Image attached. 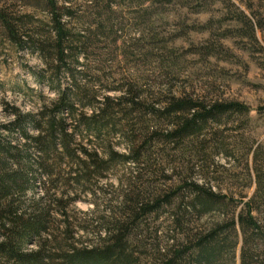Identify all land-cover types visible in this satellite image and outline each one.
I'll return each mask as SVG.
<instances>
[{"label":"rangeland","instance_id":"374dc122","mask_svg":"<svg viewBox=\"0 0 264 264\" xmlns=\"http://www.w3.org/2000/svg\"><path fill=\"white\" fill-rule=\"evenodd\" d=\"M67 1L77 17L67 28L74 35L89 34L87 43L73 44L75 52H82L78 68L86 74L79 81L90 90L88 95L95 94L87 96L77 112L92 114L95 109L88 100L123 96L119 88L139 93L137 108L132 109L126 100L121 105L110 103L111 110L123 117L117 120L131 127L137 144L143 146L144 163L137 167L129 160L104 168L101 177L93 176L89 185L72 184L75 191L63 185V180L70 168L80 167L64 161L58 164L52 157L48 162L58 183L51 193L60 197L69 188L77 199L64 214L51 206L48 234L39 241L50 234V241L65 240L64 245H95L97 229L113 226L116 219L121 224L127 220L134 264H169L174 251L192 246L194 236L203 229L216 221L236 220L252 198L263 233L246 244L251 256L247 264H264V0ZM48 8L46 0H0V11L21 20L31 33L23 36V42L14 41L0 17V134L13 143L24 142L22 128L37 134L25 116L42 117L44 111L42 124L46 125V117L58 103L59 85L70 82L64 75L57 77V63L45 60L39 47L50 49L55 42ZM172 96L206 104L238 101L248 110L226 113L198 135L172 140L167 135L173 129L172 118L152 111V106L158 109L164 104L157 101ZM17 122L21 124L15 126ZM111 136L114 148L128 155L127 139L119 132ZM90 138L94 149L99 139ZM98 147L103 153L104 147ZM135 172L139 177L129 182ZM189 179L232 199L221 210L183 217L184 199L190 194L186 190L174 194ZM41 180L37 174V185L27 192V200L45 194L48 184L44 186ZM82 188L86 191L80 192ZM138 192L144 203L154 207L131 223V217L122 213L134 208ZM179 208L182 225L174 220ZM226 234L228 251L216 264H243L245 242L239 225L231 226ZM38 245L33 242L28 247L37 249ZM184 252L180 261L189 264L195 250ZM61 255L58 251L54 257Z\"/></svg>","mask_w":264,"mask_h":264},{"label":"trees","instance_id":"16d2710c","mask_svg":"<svg viewBox=\"0 0 264 264\" xmlns=\"http://www.w3.org/2000/svg\"><path fill=\"white\" fill-rule=\"evenodd\" d=\"M46 1L51 13V29L55 42L50 49L45 45L39 46V42L35 44L41 47L45 60L51 59L57 63L54 68L57 77L64 75L70 82L67 86L59 85L58 103L50 112V116L46 117V125L42 124L44 111L40 113L42 117H37L38 119L31 114L25 116L37 134L31 135L22 128L24 142L19 143H13L0 134V264H134L133 253L128 248L131 238L127 220L121 224V219H116L113 226L97 229L95 245L87 244L81 248L73 244L64 245L65 240L50 241V234L44 242L39 241L43 235L48 234L51 206L58 207L59 212L64 214L68 204L77 199V194L72 192V190L77 191V188H72V184L76 187L89 185L93 176L100 178L103 169L112 167L114 164H124L131 160L140 167L144 163L143 146L137 144V137H134L131 127H125L120 123L121 120H117L120 116L111 110L112 103H110L121 105L126 100L134 109L140 104V94L128 88H119L123 96L116 98L106 96L104 100H97V98L88 100L87 104L95 111L89 115L85 112L78 113L80 103L87 96H95L92 93L88 95L89 89L82 86L83 84L79 81L80 78H85L86 74L78 68L79 56L82 52H75L73 45L87 43L89 34L74 35L67 28L70 20L77 19L70 2L64 0V3L59 4V0ZM0 17L14 41L23 42V36L31 35L29 30L20 23L21 20L9 18L4 11H0ZM160 102H164L163 106L158 109L152 106V111H159V114L172 118L173 129L167 133L172 140L198 135L210 122L221 121L226 113L248 110L245 104L238 101H215L206 104L204 101L187 96H172L157 101V103ZM120 118L123 120V117ZM18 123L14 125L21 124V122ZM9 127L4 126V128L12 129ZM117 132L127 139L128 155L121 154L114 148L111 135ZM91 135L99 139L94 149L90 146L93 142ZM98 146L104 147L103 153ZM52 157L58 160V164L64 161L80 167L78 170L69 169L63 185L72 190L66 189L60 197L51 193L52 190H56L58 183L57 179H53L55 172L50 169L51 165L48 162ZM136 172L135 175L132 174L129 182H134V179L139 177ZM37 174H40L43 179L40 182L44 186L48 184V188L43 196L27 200V192L37 185L35 184ZM132 178H134L133 181H131ZM129 185L131 186V183ZM183 190L190 194L187 200L184 199L183 217L195 214L203 216L221 210L225 201L232 199L217 192L212 186L191 179L184 182L174 195ZM85 191V188L80 189V192ZM138 193L136 198H133L134 208L131 210L132 206H130L129 210L124 211L125 213L121 212L124 216L131 217L133 220L131 223L140 219L142 217L140 215L150 213L154 207L144 203L145 199L140 192ZM252 203V198L244 203L245 208L241 209L236 220L232 218L227 222L216 221L200 231L194 236L192 246L188 245L184 250L174 251L169 264H183L180 260L186 253L184 251L192 250L195 252L189 256V264H216L228 247L226 231L231 226L235 227L236 223L245 242L241 252L242 262L247 264L251 256L246 249V244L263 233L259 220L254 214ZM126 205L125 195L122 206ZM180 211L181 208L174 212V220L178 225L183 224V221L179 219ZM67 225L65 226L68 228ZM33 242L39 244L37 249L28 247ZM48 243L53 244L54 247H50ZM58 251L62 255L55 258V253Z\"/></svg>","mask_w":264,"mask_h":264}]
</instances>
